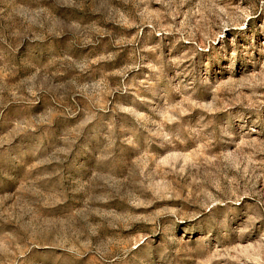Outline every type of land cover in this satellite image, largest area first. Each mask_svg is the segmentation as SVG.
Wrapping results in <instances>:
<instances>
[{"label":"rangeland","instance_id":"obj_1","mask_svg":"<svg viewBox=\"0 0 264 264\" xmlns=\"http://www.w3.org/2000/svg\"><path fill=\"white\" fill-rule=\"evenodd\" d=\"M0 264H264V0H0Z\"/></svg>","mask_w":264,"mask_h":264}]
</instances>
